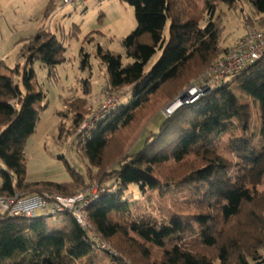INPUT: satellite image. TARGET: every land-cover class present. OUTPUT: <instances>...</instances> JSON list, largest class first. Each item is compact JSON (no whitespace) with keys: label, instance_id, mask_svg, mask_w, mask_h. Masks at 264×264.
Listing matches in <instances>:
<instances>
[{"label":"trees","instance_id":"1","mask_svg":"<svg viewBox=\"0 0 264 264\" xmlns=\"http://www.w3.org/2000/svg\"><path fill=\"white\" fill-rule=\"evenodd\" d=\"M52 1L44 9L45 17L54 10ZM123 1L134 8L135 28L122 40L125 56L132 61L123 63L119 53L101 46L96 51L106 68L108 92L127 86L130 98L101 111L92 127L83 132L75 130L89 113L85 97L63 100L66 109L57 113L64 118L71 115L73 128L68 132L75 133L78 151L89 166L97 167L94 177L100 183L112 182L104 185V192L86 211L100 240L118 253L115 257L104 250V255L116 264H211L217 259L222 264H249V259H263L259 250L264 251V189L255 194L252 188L232 183L233 161L221 156L233 153L235 160L251 167L260 163L264 151V54L219 87L164 116L136 152L124 153L128 134L156 104L171 100L187 82L203 74L217 55L227 51L220 43L224 14L217 11V5L233 0H201V7L198 0ZM247 1L264 13V0ZM205 15L208 21L201 26ZM64 51L55 34L38 30L20 51L25 60L22 69L19 64L10 69L20 82L0 75V196L71 195L91 174L89 168L85 176L79 174L64 160L70 181L25 180L20 146L34 132L38 118L34 105L44 98L35 89L33 63L41 62L49 76H54L55 67L64 61ZM157 52L158 59L145 72V65ZM82 57L81 68L88 63L87 55ZM233 85L253 106L250 134L244 131L245 121L237 111ZM81 88L83 95L91 94L88 79L81 80ZM64 128V123L58 125V137ZM231 133L229 144L223 137ZM107 151H112L108 159L114 165L109 172L105 171ZM129 185L141 192H169L180 197L171 201V209L158 207L157 213L133 215L124 197ZM53 216L62 219L51 221ZM190 224H202L203 229L185 240L182 230ZM120 228L131 231L139 245L124 238ZM98 252L95 241L68 213L25 217L0 211V264H94Z\"/></svg>","mask_w":264,"mask_h":264},{"label":"rangeland","instance_id":"2","mask_svg":"<svg viewBox=\"0 0 264 264\" xmlns=\"http://www.w3.org/2000/svg\"><path fill=\"white\" fill-rule=\"evenodd\" d=\"M198 1L201 7V0ZM47 3L48 0H0V75L11 77L13 82H20L19 76L13 74L10 69H13L17 64H19L20 70L22 69L25 60L20 56V51L38 30L55 34L65 47L64 61L55 67L54 76H49L48 68L43 66L41 62L35 61L33 63L35 89L40 90L44 94V98L34 105L38 113L34 132L20 146L25 158V180L27 182H68L71 180V176L64 163L66 160L79 174L85 176L87 168L91 173L89 178L85 177V181L75 189V192L85 189L86 186L110 185L111 181L98 182L99 178L94 177L97 167L89 166L87 159L78 151L80 146L75 133L68 132L73 128L71 127V115L69 114L68 117L64 118L59 117L57 113L66 109L63 100L76 97H85L86 99L89 113L85 115V119L98 109L103 99V92L105 91L103 89H106L108 85L105 65L97 56V46L119 53L123 63L132 61L125 56L122 40L135 28L134 8L123 0H88L86 3L65 7L58 6L56 0H53L54 10L50 16L45 17L44 9ZM217 6V11L221 10L224 14L222 22L224 30L220 43L222 46L227 45V48L232 46L246 30L259 27L255 26L253 22L264 23V14L258 13L247 0H233L231 4L219 3ZM243 19H245L246 25ZM207 21L208 15H205L200 25L203 26ZM168 27L169 22L165 26V35H167ZM83 54L87 55L88 63L81 68L80 62ZM221 54L217 55L216 59ZM159 55L160 53L157 52L151 57L145 65V72L150 69ZM201 76L202 74L187 82L171 100L162 99L160 104H156L140 120L134 131L128 134L122 151L124 153L136 152L150 131L156 130V126L164 117L165 109L175 103L176 99ZM82 79H88L91 84V94L88 96L82 94ZM232 89L237 98V111L240 113L241 119L245 121L243 128L246 130H243L249 133L253 123V106L251 101L236 89L235 85ZM128 91L129 88L126 86L113 92L119 95L118 105L127 103L130 98ZM60 123H64L65 128L61 137H58V125ZM77 131L79 129L75 130L76 133ZM231 136L232 133L226 134L223 139L230 144L232 143ZM253 143L255 148L261 146L258 139H254ZM111 153L112 151H107L104 156V159L107 158L108 166L105 168L107 172L114 168V165L112 167L113 163L109 165L108 157ZM60 155L63 156V159L58 158ZM221 157L225 161L226 159L233 161L230 177L232 183L252 188L255 194L263 191L264 151L260 163L253 167L247 163H241L238 158L235 160L233 153H224ZM199 183L201 184L202 181ZM150 193L152 192H141L136 185L128 186L124 197L129 201L133 215L149 211L157 213L158 207L171 209V201L175 197H180L179 194L175 196L169 192L164 195L153 192L152 198L149 199ZM61 219L62 216L50 218L51 221L55 222ZM200 229H203L202 224L187 225L182 230L185 240L192 239ZM119 232L129 242L139 245L138 238L128 229L120 228ZM111 250V254L117 257L118 253L115 249L111 247ZM105 253L107 252H98L94 264H116L108 256H105ZM262 253L264 251L259 250V254L262 255ZM257 260L259 262L249 259V264H264V257ZM211 264H222V262L217 259Z\"/></svg>","mask_w":264,"mask_h":264},{"label":"built area","instance_id":"3","mask_svg":"<svg viewBox=\"0 0 264 264\" xmlns=\"http://www.w3.org/2000/svg\"><path fill=\"white\" fill-rule=\"evenodd\" d=\"M88 0H56L60 7L76 6ZM264 54V26L250 28L227 51L214 60L202 76L176 99V102L165 109L164 116H169L180 105L189 104L210 90L219 87L229 78L239 74L249 64ZM105 90V91H104ZM103 99L96 111L86 118L78 132L89 130L93 121L101 111L116 106L119 95L103 89ZM105 186H86L85 189L71 195L43 192L41 194H14L9 197L0 196V211L11 216L24 215L33 217L37 214L56 215L68 213L85 230L90 239L95 241L100 251L111 253L109 244L100 240L87 218V208L104 192Z\"/></svg>","mask_w":264,"mask_h":264},{"label":"crops","instance_id":"4","mask_svg":"<svg viewBox=\"0 0 264 264\" xmlns=\"http://www.w3.org/2000/svg\"><path fill=\"white\" fill-rule=\"evenodd\" d=\"M260 14H264V13H260ZM253 24L255 25V26H264V23H262V24H257L256 22H253ZM222 45V44H221ZM224 46V45H223ZM224 47H227V45L226 46H224Z\"/></svg>","mask_w":264,"mask_h":264}]
</instances>
